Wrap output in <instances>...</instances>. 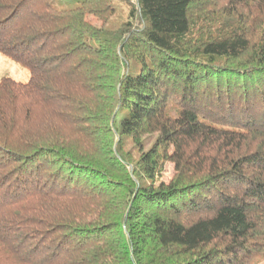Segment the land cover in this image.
I'll return each instance as SVG.
<instances>
[{
	"label": "trees",
	"instance_id": "obj_1",
	"mask_svg": "<svg viewBox=\"0 0 264 264\" xmlns=\"http://www.w3.org/2000/svg\"><path fill=\"white\" fill-rule=\"evenodd\" d=\"M0 52V264H264V0H0Z\"/></svg>",
	"mask_w": 264,
	"mask_h": 264
},
{
	"label": "rangeland",
	"instance_id": "obj_2",
	"mask_svg": "<svg viewBox=\"0 0 264 264\" xmlns=\"http://www.w3.org/2000/svg\"><path fill=\"white\" fill-rule=\"evenodd\" d=\"M30 73L22 63L20 64L0 52V79L3 77H12L16 80L26 82L29 80ZM173 174L174 167L172 164H168L165 179L170 180Z\"/></svg>",
	"mask_w": 264,
	"mask_h": 264
}]
</instances>
